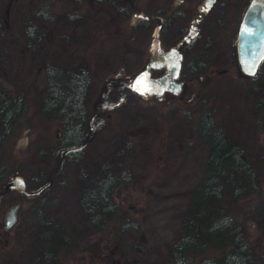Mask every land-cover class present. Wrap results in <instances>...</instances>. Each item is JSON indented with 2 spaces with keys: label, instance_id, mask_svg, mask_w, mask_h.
Masks as SVG:
<instances>
[{
  "label": "rangeland",
  "instance_id": "1",
  "mask_svg": "<svg viewBox=\"0 0 264 264\" xmlns=\"http://www.w3.org/2000/svg\"><path fill=\"white\" fill-rule=\"evenodd\" d=\"M184 1L0 0V92L22 88L28 101L0 153L7 172L1 182L7 190L0 193V264H171L166 253L184 222H191L192 188L206 177L207 139L197 128L204 109L220 122L228 113L238 115L235 138L258 170L262 195L247 188L236 198L228 194L224 205L244 224L253 246L264 249V111L259 106L264 60L253 81L242 72L235 46L216 45L204 58L210 57L209 80L199 66L191 73L189 53L184 59L189 74L180 94L165 91L159 98L132 86L152 54L149 18L157 21L166 3L177 10ZM120 6H127L126 15ZM30 23L37 36L31 35ZM138 30L147 32L142 63L126 59L131 48L122 50L124 57L121 53ZM199 49L205 47L195 51ZM221 51L227 55L221 57ZM48 65L58 77L48 74ZM79 66L89 68L92 77L84 122L76 113L71 125L77 138L86 141L79 149L63 151L60 144L72 132L60 102L67 100L70 73ZM55 79L62 82L54 85L61 96L52 88ZM53 98L58 105L50 109ZM102 164L122 176L125 170L130 174L115 187V197L120 214L132 216L140 228L119 223L123 217H118L109 228L99 229L79 210V185L95 180ZM16 170L30 186L46 179L51 183L30 197L7 186ZM43 200L41 220L34 207ZM17 201L22 204L19 220L6 229L5 209ZM59 204L67 205L68 212L57 213ZM51 227L64 234L48 232ZM204 254L219 256L220 249L209 247Z\"/></svg>",
  "mask_w": 264,
  "mask_h": 264
},
{
  "label": "trees",
  "instance_id": "2",
  "mask_svg": "<svg viewBox=\"0 0 264 264\" xmlns=\"http://www.w3.org/2000/svg\"><path fill=\"white\" fill-rule=\"evenodd\" d=\"M116 1L119 2V0ZM119 9L125 15L128 12L127 6H120ZM28 26L31 35L37 36L36 26L31 23ZM146 35L145 31L134 32V35L130 37L131 42L127 43L125 49H121L124 57L127 53H123L122 50L131 48L132 53L126 58H129V62L130 60L136 63L143 62L141 46ZM47 72L52 76L55 73L56 76L58 71L54 72L53 67L48 65ZM207 72L208 69L206 78L209 80L212 72ZM247 75L255 81L257 73ZM91 77L90 69L83 66L77 67L70 73V79L67 82L69 95L64 103L60 102L66 117L65 121L69 124L72 132L70 138L60 144L63 151L69 148L71 150L79 149L86 141L84 136V138H77V128L71 125V121L74 114L78 113L80 121L84 122L85 94H87ZM57 83L62 84L55 79L51 85L57 96H61L54 87ZM50 99L52 98H47L46 102ZM57 101L53 98V105L49 108L53 109L55 105H58ZM259 101V106L264 111V98ZM27 107V97L22 88H17L15 93H10L5 89L1 90L0 153L3 143L15 131L18 119ZM238 124V115L233 116L228 113L224 122H220L210 109H204L201 113L197 128L207 139V156L204 167L206 177L202 183L198 182L192 188L187 209V216L191 222H184L178 240L171 244L166 253L171 264H264V249H257L253 246L244 224L235 219L224 205L228 194L236 198L238 195L246 193L247 188H251L248 192L260 193L262 190L257 168L243 144L235 138L239 133L236 131ZM111 168L108 164H102L95 180L89 183L81 182L79 194H75L77 206L82 215L99 229L109 228L111 221L118 217H123V220H118L119 223L132 224L140 228V223L133 220L132 216L120 214L122 207L115 197V187L123 181V176L128 180L130 174L127 175V170H125L122 176ZM6 173L5 165L0 163V193L7 190V187L1 184ZM36 195L38 193L28 196L36 197ZM261 195L262 193H260ZM261 202L264 207V201L261 200ZM45 204V200H43L39 206L34 207L38 219L44 218ZM58 206L57 213L68 212L67 205L60 206L59 204ZM50 231H55L59 235L64 234L56 227L49 228L48 232ZM209 247L220 249V255H205L204 253Z\"/></svg>",
  "mask_w": 264,
  "mask_h": 264
},
{
  "label": "flooded vegetation",
  "instance_id": "3",
  "mask_svg": "<svg viewBox=\"0 0 264 264\" xmlns=\"http://www.w3.org/2000/svg\"><path fill=\"white\" fill-rule=\"evenodd\" d=\"M251 1L185 0V4H182L181 9L177 10H171L167 7L170 4L166 3L167 6L163 7L162 12L164 15L161 18H157V21L153 17L149 18V46L152 54L147 62L154 61L172 47L177 49V52L182 53V64L178 75L175 76V79L182 82V88L179 92L174 91L173 88L166 89L165 91L176 94L181 93L189 74L184 65V59L189 53L191 54L190 59L195 62H191V73L195 70V67L197 69L199 66L198 70L205 71V74L206 70L209 69L206 63L209 62L210 57L208 60H204V58H207V55L214 49V46H235L236 48V38L241 20ZM202 46L205 47L204 50L199 49L195 51L196 48ZM154 51L157 53H154ZM219 54L221 57L226 56L227 51L226 54L224 51H221ZM151 69V73L157 76L171 72L170 66L166 64L152 65ZM209 71L212 72L211 69ZM164 92L160 95L155 92L149 94L161 98Z\"/></svg>",
  "mask_w": 264,
  "mask_h": 264
},
{
  "label": "water",
  "instance_id": "4",
  "mask_svg": "<svg viewBox=\"0 0 264 264\" xmlns=\"http://www.w3.org/2000/svg\"><path fill=\"white\" fill-rule=\"evenodd\" d=\"M236 54L238 64L243 73L256 74L264 60V0H252L246 8L236 38ZM182 53L171 48L162 56L152 62H147L132 79V86L142 94L155 92L162 94L166 89L173 88L179 92L182 82L175 79L182 64ZM166 64L171 72L162 75H153L152 65ZM51 183L46 179L37 186H30L26 176L19 170L11 173L7 180V186L18 188L21 192L31 195L40 193ZM21 202H13L5 209V228L10 229L20 217Z\"/></svg>",
  "mask_w": 264,
  "mask_h": 264
}]
</instances>
